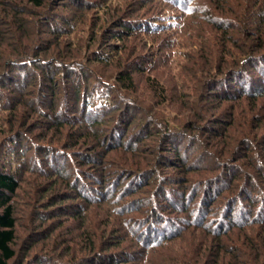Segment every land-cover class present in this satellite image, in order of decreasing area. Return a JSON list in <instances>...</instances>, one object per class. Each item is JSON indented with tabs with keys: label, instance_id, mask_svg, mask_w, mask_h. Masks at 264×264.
<instances>
[{
	"label": "trees",
	"instance_id": "1",
	"mask_svg": "<svg viewBox=\"0 0 264 264\" xmlns=\"http://www.w3.org/2000/svg\"><path fill=\"white\" fill-rule=\"evenodd\" d=\"M15 263L264 264V0H0Z\"/></svg>",
	"mask_w": 264,
	"mask_h": 264
},
{
	"label": "rangeland",
	"instance_id": "2",
	"mask_svg": "<svg viewBox=\"0 0 264 264\" xmlns=\"http://www.w3.org/2000/svg\"><path fill=\"white\" fill-rule=\"evenodd\" d=\"M25 177L32 178L28 174L25 175ZM24 182L21 184V189H20V191H18V195L14 199L15 204L18 207V212H17L18 221L16 223V232H17V235L19 236V238L21 239L20 243L21 242L24 243V242L27 241V239H28L27 235H28V232H29L27 230V228L29 229V227L32 225L30 220H27V216H28V213L30 211V209L27 208L29 205L28 206L25 205L24 202L21 200L22 198H25V195H26V192H25L24 188H26V187L28 188L29 187L28 184L24 183ZM25 238H27L26 241L24 240Z\"/></svg>",
	"mask_w": 264,
	"mask_h": 264
}]
</instances>
